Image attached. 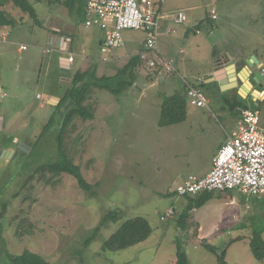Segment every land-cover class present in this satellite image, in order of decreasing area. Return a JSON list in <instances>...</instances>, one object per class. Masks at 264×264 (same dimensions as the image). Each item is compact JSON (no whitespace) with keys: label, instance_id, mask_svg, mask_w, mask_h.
<instances>
[{"label":"rangeland","instance_id":"obj_1","mask_svg":"<svg viewBox=\"0 0 264 264\" xmlns=\"http://www.w3.org/2000/svg\"><path fill=\"white\" fill-rule=\"evenodd\" d=\"M28 1L38 17L50 10L63 13L68 9L53 0ZM78 1L70 10L75 28L74 43L68 50L75 59L71 73L93 71L97 77L115 76L140 49L144 36L138 31H124V46L111 51L108 58L98 47L82 53L77 48L78 31L82 29ZM211 8L218 20L213 28L205 25L199 35L190 34L189 38L204 44L191 73H184L203 93L205 107L187 103L184 121L160 126L163 100L179 91L180 81L164 73L150 78L137 68L118 77L123 88L119 95L94 90L88 100L93 119L77 117L67 127L62 139L65 151L86 182L93 185L94 196H90L67 174L54 176L45 171L34 174L26 184L29 174L41 163L57 158L55 130L59 126L50 128L47 135L40 134L53 114L55 123L59 121L62 109L56 110L49 101L59 99L71 76L65 74L62 80L57 69L46 68V62L39 61L36 67L34 21L12 7L17 22L8 27V37L0 38V92L5 93L0 99V117L4 118L0 152L14 151L0 162V213L2 206L6 208L0 222V258L5 252L15 255L28 250L51 264H175L180 245L187 264H217V257L193 236L198 223L207 232L205 243L215 247L218 254L224 252L227 264H264L249 248L254 228L263 231L264 242V196L231 192L215 197L188 214L191 229L176 224L184 211L182 206L188 202L175 194L177 184L190 174L197 175L204 166L209 168L212 153L226 141L224 132L236 131L240 120V114L226 104L227 95L221 87L204 82L211 73L215 46L244 38L245 53L252 47H259L256 56L264 51V0H165V13L174 16L182 11L188 17L181 26L173 24L176 34L168 35L177 51L181 44L176 41L185 24H191L190 16L199 12L202 17ZM104 57L107 62L102 61ZM262 85L264 89V78ZM36 95L41 98L36 100ZM252 108L258 110L259 126L264 127V100ZM31 148L34 164L24 155L16 156L17 151L27 154ZM170 211L173 215L168 217ZM133 221L135 234L143 230L144 236L131 242L128 235L123 243L116 245L114 240L112 245L110 238ZM94 230V240L85 247L83 240ZM107 242L114 249L106 248Z\"/></svg>","mask_w":264,"mask_h":264},{"label":"built area","instance_id":"obj_2","mask_svg":"<svg viewBox=\"0 0 264 264\" xmlns=\"http://www.w3.org/2000/svg\"><path fill=\"white\" fill-rule=\"evenodd\" d=\"M164 8L165 0H86L83 24L103 32L99 49L106 57L124 46V31L142 32L143 47L138 53L141 68L150 77L156 73L177 76L185 88L188 103L196 108L205 107L203 93L177 71L174 59L166 57L160 48ZM210 18L217 19L215 11H210ZM185 21L186 15L182 11L173 17L175 26ZM169 33L176 31L171 29ZM64 40L66 45L71 43L70 37ZM106 57L102 61L107 62ZM68 60L69 64L73 63L71 55ZM261 75L264 77L263 68ZM4 96L0 95V99ZM241 118L242 124L237 131L225 133L226 141L214 156L211 170L203 177L190 174L183 178L175 188L178 197L206 192H236L251 197L264 195V127L259 126L257 110L244 109ZM172 215L173 211L167 214L168 217Z\"/></svg>","mask_w":264,"mask_h":264},{"label":"trees","instance_id":"obj_3","mask_svg":"<svg viewBox=\"0 0 264 264\" xmlns=\"http://www.w3.org/2000/svg\"><path fill=\"white\" fill-rule=\"evenodd\" d=\"M62 6L71 10L73 6L77 3L78 0H53ZM86 0H79L83 8ZM7 5H11L14 8L19 9L21 12L28 14L29 17L34 21V24L39 26L40 22L37 18V14L29 3L28 0H0V27H11L15 20L6 12L5 7ZM81 10V9H80ZM211 23L213 20L209 17H205L202 21H200L199 26L203 24V22ZM140 68L138 57L133 56L126 65L119 71L115 76L111 77H97L93 71H77L75 73H70V82L69 85L66 86L63 94L59 97V101L57 105L54 107L56 110L62 109L60 113V119L55 123L54 114L48 119V121L44 124L42 129V135H47V132L50 128L58 125L59 130H55L56 132V145L57 148L55 150V155L57 158L55 161H49L46 163H41L35 170L32 172L26 179V184L34 178V174L44 173L45 171L53 174L54 176L60 174H67L74 178L77 183L78 188L89 194L90 196H94V187L93 185L86 182L84 177L81 174L80 168L73 163L72 158L66 153L65 146L63 144V134L65 133L67 127L72 125V121L77 117H81L83 120H92L94 117L93 108H91L88 100L91 98L92 92L94 90H106L113 95H119L122 91V87H120V83L118 82V77L121 74H125L128 71L129 74L133 73L134 69ZM186 104L187 98L185 91L182 93H177L171 97L165 98L161 105L160 112V126H168L180 123L184 121L186 116ZM245 109L248 107L243 104ZM257 107V106H254ZM257 110L256 108H252ZM244 110V109H243ZM4 122V121H3ZM54 130V129H53ZM55 136V135H54ZM48 146V144H47ZM16 156L24 155L26 160L33 161L34 150L31 148L29 153H25L24 151H17ZM34 164V161L32 162ZM231 192H206L202 194H198L195 196H187V206H185L184 211L180 213L179 218L177 220V225L184 229L188 230L191 227L187 224V220L191 215H188L193 209H198L202 207L206 202L211 200L212 198L224 197V195L229 194ZM238 194V193H237ZM240 195V194H239ZM242 196V195H241ZM5 206H2V212L0 213V222L3 220V212L5 211ZM108 218L115 219V216H109ZM141 220V219H140ZM143 221V220H141ZM134 221L130 224H124L122 228L113 235L109 242L114 245L115 241H117L116 245L120 242L123 243L126 236L129 235L130 241L135 242L136 240L142 238L145 231L138 230L135 232L134 229ZM144 222H142L143 224ZM133 224V226H132ZM2 223H0L1 227ZM145 228V227H144ZM1 229V228H0ZM19 229L22 231V227ZM97 230V229H96ZM96 230L92 231V235L88 236L85 240H83V245L87 247L95 238ZM23 233L30 234L29 230H24ZM150 234V230L146 232ZM263 231L259 228H254L251 232V236L249 238V248L252 255L260 261L264 260V242L262 239ZM196 235V232L193 236ZM113 241V242H112ZM108 242L105 244V247L110 249H114L113 246ZM202 246L211 254L217 257V264H227L224 261V252L223 254H218V250L205 243V241L201 242ZM0 264H51L46 261L43 257L38 254L32 253L28 250L23 251L21 254H9L7 252L1 254ZM175 264H187L186 254L183 252L180 245H177L176 248V262Z\"/></svg>","mask_w":264,"mask_h":264},{"label":"crops","instance_id":"obj_4","mask_svg":"<svg viewBox=\"0 0 264 264\" xmlns=\"http://www.w3.org/2000/svg\"><path fill=\"white\" fill-rule=\"evenodd\" d=\"M61 1H63V0H61ZM210 1H212V0H210ZM56 4H58L59 7H64L57 2H56ZM85 4H86V1L84 3L83 8L80 7V9H81L80 12H81V16H82V23H81L82 27H80V28H82V29L80 31H78L79 32V40L77 43L78 44L77 48L82 53H84L86 51H90L92 48H96V47L100 48V43L103 40V32L102 31H100L97 28H86L84 26L83 23H84ZM5 10L15 20V22H17L14 14L12 13V6L7 5L5 7ZM211 10L215 11V13L217 15L216 10L211 8L210 10L205 11L204 16H202V17H201V13H199V12L198 13L194 12L190 16V23L191 24H189V23L185 24L186 26H185V29L183 30L182 36L180 38H178L176 41V42L181 44V47L179 48L180 50L177 51L175 48L176 43H173L172 39H170L168 37V35L170 36L169 31L171 29H174V28H171L173 25V17L174 16H170L169 14L165 13V8H164L163 18H162V22H161L162 23V36L160 39V42L162 43V52L164 53V55L166 57L174 59L175 67H176L177 71L179 73H181L183 76H184V73L185 74L191 73V71H192L191 67L197 63V60L199 59V56L201 55V49H202L203 44H204V41L197 40L195 37L189 38V36L192 32L194 35H199V33H202V29L204 28L205 25L208 27L210 26L211 28L214 27V21L215 20L212 21L211 23H209L207 21L203 22V24H201V26H199L200 21H202L205 17L210 18V11ZM184 14L186 15V13H184ZM71 16L73 17V15H71V12L69 9H67V11H65L63 13L60 12V10L59 11L58 10H50L47 13H45V15L43 17H38V15H37V18L40 22V25L37 26L34 24V27L36 28V32H37L36 33L37 35H35V37H34L35 39L33 40L34 57H35L34 64L37 67L39 61L42 62L43 64L46 62V68L49 69L51 67H54L52 69H57L58 73L60 74L59 77L62 78V80L65 79L64 75L67 74V73H63V70L67 69V66L63 65V63L60 62L59 59L61 57L69 58L70 55L72 56V53L68 52V50H69V45H72L74 43L73 33L75 31V28H74L73 18H71ZM45 20H46V22H45ZM186 20L188 21L187 16H186ZM216 20H218V16H217ZM44 22H45V24H44ZM0 29L2 30V32L4 31V33H2V32L0 33L1 39L4 37H8L10 35L8 33V27H0ZM100 32H101L102 36L100 35ZM141 34L144 36V34L142 32H141ZM60 35H62L64 38L70 37L71 43L69 45H66L65 40H64V43L59 41V37H61ZM1 39H0V41H2ZM226 39H228V38H226ZM243 39L244 38H242L236 42L233 41V43H230L228 45H226V42H224V41L220 42V44L218 43L214 49V53H213L214 54V60H213L214 62H213V65L211 66V73H210V75L214 76V79L210 80L209 78H207L208 76H206L204 78L205 79L204 82H206V83L215 82L219 87H221L222 91L227 95V103L226 104H228V106L230 105L231 109H233L234 111L236 110L240 114V120L237 122V130L240 128V126L242 124L241 111L243 109H245V108H243L244 107L243 104H245L246 106H249L248 108L251 109V107L258 106L264 100V95H263V97H260V98L255 97L256 99L254 98V100H251L249 98V96L244 97L246 95V93L244 94L241 91L240 87L234 88V89L233 88L227 89V88H231L233 86V84L231 82L232 81L231 78H229L230 76L228 74H226L225 70H223V69L225 68L226 64L230 61V59H233L235 61L236 65L238 66V69L246 67L245 62L248 59L251 60V63L254 64V66L255 65L260 66L262 64V68L264 69V63L262 61V58H264V51H262V53L259 56H256L255 53L257 51H259V47L258 48L252 47L249 49V52L245 53L244 48H243L244 47ZM143 41H144V37L141 40L140 49L136 52V54L132 55V57L133 56L138 57V53L140 52V50L143 47ZM23 47L24 46H22L20 48L22 50H24ZM183 49H185L186 51ZM129 59H131V58H129ZM118 60H120V58ZM74 62H75V59H73V63L70 64L71 69H72V65L74 64ZM68 64H69V60H68ZM125 65H126V63L124 64V66ZM139 65H140V63H139ZM140 68H141V66H140ZM218 71H220L219 74H218ZM70 73H68V74H70ZM216 73L218 74V76L215 75ZM160 74H162V73H156L155 76H158ZM155 76H153V77H155ZM153 77H150V78H153ZM66 83H68L67 80H66ZM179 83H180V89L175 94L182 93V91H185V88L182 86L181 82H179ZM241 87L243 88V86H241ZM253 89H257V88H253ZM258 90L261 92H264L263 87L261 89H258ZM241 92L244 94V96L241 95ZM1 94H5V93L0 92V95ZM40 98L41 97H39V95L35 96L36 100H39ZM166 98H168V97H166ZM257 99H259L260 102H259V104L255 105L256 102H254V101ZM187 103H188V99H187ZM206 103H207V101H206ZM0 118L2 119V121H4L3 117H0ZM223 131H225V130H223ZM224 133H226V131ZM221 146L217 147V150H215V152L212 153L210 160H209V163H210L209 168L204 166L199 172H197V175H195V176L203 177L204 175H206L211 170L212 160H213L214 156L216 155L218 149ZM238 195H239V193H238ZM182 207L184 208L185 206H182ZM182 210H184V209H182ZM193 210H195V209H193ZM205 225H207V224L205 223ZM196 226L198 228H197V233L194 237H196L200 242H202V241H204V237L207 234V232L204 231V226H202L201 224L197 223Z\"/></svg>","mask_w":264,"mask_h":264},{"label":"water","instance_id":"obj_5","mask_svg":"<svg viewBox=\"0 0 264 264\" xmlns=\"http://www.w3.org/2000/svg\"><path fill=\"white\" fill-rule=\"evenodd\" d=\"M60 36L61 37H59V41L64 43V37L62 35H60ZM59 60H60V62L63 63V65L67 66V69L63 70V73H67V74L70 73L71 72V65L68 64V58L67 57H61ZM245 63H246V67H243L241 69H238V66L236 65V63L233 59H230V61L226 64V66L223 70H225V73L230 76L229 78H231V80H232L231 82L233 84V86L231 88H227V89H232V88L234 89V88L240 87L241 91L243 93H246V95L244 96V94L241 92V95L244 97L249 96V98L251 100H254L255 97H258V98L263 97L264 92H261L258 90V89H261L263 87L262 83H261L262 82V76L259 72V70L262 67V64L260 66H258V65L254 66V64L251 63L250 59L246 60ZM220 71H218V74L220 73ZM218 74L216 73L215 75L218 76ZM207 78H209L210 80L211 79L213 80L214 76L209 75ZM241 86H243V88ZM253 88H257V89H253ZM58 101H59V99L52 98L49 101V105L50 106H56ZM254 102H256L255 105H257V104H259L260 101H259V99H257ZM1 123H2V119L0 118V129L2 126ZM13 153H14L13 150L1 151L0 152V158H1L0 162L2 159L10 158L13 155Z\"/></svg>","mask_w":264,"mask_h":264},{"label":"flooded vegetation","instance_id":"obj_6","mask_svg":"<svg viewBox=\"0 0 264 264\" xmlns=\"http://www.w3.org/2000/svg\"><path fill=\"white\" fill-rule=\"evenodd\" d=\"M261 69H262V67H261ZM261 69L259 70L260 74H261ZM261 76H262V75H261ZM262 80H263V77H262Z\"/></svg>","mask_w":264,"mask_h":264},{"label":"bare ground","instance_id":"obj_7","mask_svg":"<svg viewBox=\"0 0 264 264\" xmlns=\"http://www.w3.org/2000/svg\"><path fill=\"white\" fill-rule=\"evenodd\" d=\"M245 94V93H244Z\"/></svg>","mask_w":264,"mask_h":264}]
</instances>
